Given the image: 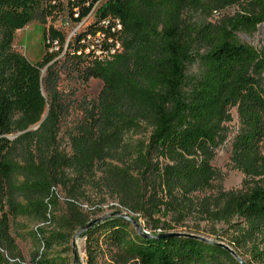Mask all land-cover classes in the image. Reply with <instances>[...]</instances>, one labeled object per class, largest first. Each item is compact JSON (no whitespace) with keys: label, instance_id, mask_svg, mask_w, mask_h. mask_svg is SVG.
Returning a JSON list of instances; mask_svg holds the SVG:
<instances>
[{"label":"trees","instance_id":"16d2710c","mask_svg":"<svg viewBox=\"0 0 264 264\" xmlns=\"http://www.w3.org/2000/svg\"><path fill=\"white\" fill-rule=\"evenodd\" d=\"M234 6L240 11L221 24L200 18ZM64 7L62 0H0V264H73L74 234L109 200L151 222L152 236L195 216L240 220L246 232L237 248L246 237H264V46L237 36L264 24V0H68L75 23L96 9L95 22L67 49L65 33L52 27L47 50L48 40H58L59 53L31 63L15 49L16 33L46 25ZM108 18L122 25V52L108 60L79 54L80 41L105 31ZM60 63L82 85L100 81L99 96L76 102L61 93ZM73 109L82 117L64 138L62 122ZM233 110L232 163L258 181L202 197L218 178L212 164L229 138ZM26 238L34 247L29 260L18 244ZM82 238L87 264L102 255L110 264H242L216 244L144 238L119 217Z\"/></svg>","mask_w":264,"mask_h":264},{"label":"rangeland","instance_id":"374dc122","mask_svg":"<svg viewBox=\"0 0 264 264\" xmlns=\"http://www.w3.org/2000/svg\"><path fill=\"white\" fill-rule=\"evenodd\" d=\"M64 4V9L57 13L56 19H49L46 25L40 23H31L26 26L24 29L18 31L14 37L13 45L15 49L23 54L31 63L36 64L41 61L43 56L48 52L47 44L45 40V35H49L51 28L53 27L56 30H60L65 33L66 39L69 38L73 33L84 32L90 24L95 22V11L96 9L80 23H75L67 11V2L68 0H62ZM240 8L237 6L226 8L220 12L214 13L211 17H200L205 19L208 22L213 24H221L225 19L234 17ZM63 21H67V25H63ZM238 38L243 43L249 44L257 49H260L264 46V24L260 25L257 30L253 33H238ZM52 55H57L58 52H50ZM58 60H63V57L60 56ZM61 63L57 66L59 71V82L58 90L66 95L67 97L72 96L73 100L79 102L84 97L89 99H96L102 88L103 84L98 80H92L88 85H82L76 77L71 73L70 70L62 68ZM191 72H197V69L192 68ZM42 77L46 76V69H43ZM42 92L44 95V87H42ZM234 121L227 125L229 132V138L227 142L221 146L216 151V156L213 161V167L218 173L217 180L213 183V189L207 191L202 197H216L219 191L228 192V191H242L246 190L244 182L247 180V184L255 185V182L258 179H248L245 177L244 173L235 169L234 164L231 160L232 153V141L239 130V122L236 110L232 111ZM82 113L79 109H73L70 111V114L62 122L61 136L63 137L66 132H69L76 123L81 119ZM65 138V136H64ZM137 137H135L136 139ZM261 152L264 154V142L261 143ZM92 194H95L93 192ZM60 202L61 207H65V196L60 192ZM121 211L128 214L127 212L119 209V206L116 205L112 200L106 202L103 208V214H109L112 212ZM139 219V224L142 229L149 234H152V223L148 222L146 218L140 215H132ZM168 216V215H165ZM160 215H156L155 218H159ZM165 222H170V218L162 219ZM23 226H26L28 229L35 228L34 223L28 221L20 220ZM243 223L238 219H233L229 222H219V221H209V222H200L196 220L195 216L189 218L187 221H184L181 225H175L172 223L174 229L169 233H179V234H192L200 236L212 241L216 245H222L236 257V259L242 264H264V237H246V241L243 242L237 248L235 241L240 238L242 233H245V227ZM25 232V231H22ZM165 231L159 230L158 233H163ZM18 244L23 252V255L27 260H29L31 253L34 251L33 244L31 239H18ZM234 244V245H233ZM78 247V256L79 264H87V257L85 252V238L80 237L77 243ZM72 248V247H71ZM262 254L263 257L259 258L256 262L253 258L256 254ZM70 257H73L72 254ZM255 261V262H254ZM97 264H110V259L108 255H102L97 259Z\"/></svg>","mask_w":264,"mask_h":264},{"label":"built area","instance_id":"2783aa9c","mask_svg":"<svg viewBox=\"0 0 264 264\" xmlns=\"http://www.w3.org/2000/svg\"><path fill=\"white\" fill-rule=\"evenodd\" d=\"M75 17H77V15H75ZM101 25L106 29L105 31L89 33L80 41V48L82 51H80L79 54L84 53V55H93V57L97 59L108 60L122 52V25L120 21L108 18L104 19ZM79 34H81V32L70 35L69 38L66 39L64 49H67L69 44L73 43ZM48 44L49 53L56 51L59 53L60 43L58 40H48ZM61 56H63V54H61Z\"/></svg>","mask_w":264,"mask_h":264},{"label":"water","instance_id":"95a60500","mask_svg":"<svg viewBox=\"0 0 264 264\" xmlns=\"http://www.w3.org/2000/svg\"><path fill=\"white\" fill-rule=\"evenodd\" d=\"M110 217H119V218H123L128 220L129 222L132 223L133 227L137 230V232L143 236L144 238H170V237H178V236H183V237H189L195 240H199V241H203L206 243H210V244H214L212 241L200 237V236H196V235H192V234H179V233H168V234H163L160 236H152L151 234L147 233L146 231H144L141 227V225L132 217H130L128 214L123 213L121 211H116V212H112L109 214H104L102 216L97 217L96 219L92 220L91 222H89L86 226L82 227L80 230H78L72 239V256H73V264H79V256H78V247H77V243L78 240L80 239V237L82 235H84L86 232L90 231L95 225L101 223L102 221L110 218ZM221 247H224L222 245H218ZM226 248V247H224ZM228 249V248H226Z\"/></svg>","mask_w":264,"mask_h":264}]
</instances>
